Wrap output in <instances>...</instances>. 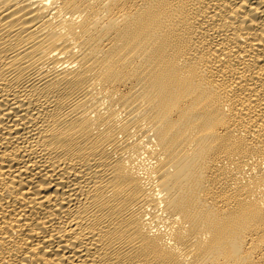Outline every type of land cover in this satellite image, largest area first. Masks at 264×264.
<instances>
[{
    "label": "bare ground",
    "instance_id": "bare-ground-1",
    "mask_svg": "<svg viewBox=\"0 0 264 264\" xmlns=\"http://www.w3.org/2000/svg\"><path fill=\"white\" fill-rule=\"evenodd\" d=\"M0 264H264V0H0Z\"/></svg>",
    "mask_w": 264,
    "mask_h": 264
}]
</instances>
